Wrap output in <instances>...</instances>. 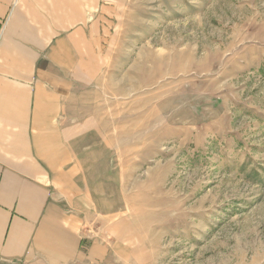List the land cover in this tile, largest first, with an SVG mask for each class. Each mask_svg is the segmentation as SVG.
Wrapping results in <instances>:
<instances>
[{
    "label": "rangeland",
    "instance_id": "1",
    "mask_svg": "<svg viewBox=\"0 0 264 264\" xmlns=\"http://www.w3.org/2000/svg\"><path fill=\"white\" fill-rule=\"evenodd\" d=\"M106 35L82 161L121 230L76 264H264V0H124Z\"/></svg>",
    "mask_w": 264,
    "mask_h": 264
},
{
    "label": "crops",
    "instance_id": "2",
    "mask_svg": "<svg viewBox=\"0 0 264 264\" xmlns=\"http://www.w3.org/2000/svg\"><path fill=\"white\" fill-rule=\"evenodd\" d=\"M122 2L0 0V264L84 262L121 230L86 178L81 142L103 120L79 93Z\"/></svg>",
    "mask_w": 264,
    "mask_h": 264
},
{
    "label": "built area",
    "instance_id": "3",
    "mask_svg": "<svg viewBox=\"0 0 264 264\" xmlns=\"http://www.w3.org/2000/svg\"><path fill=\"white\" fill-rule=\"evenodd\" d=\"M4 31H5V25H4V23H3V24L0 26V41H1V39H2V35H3Z\"/></svg>",
    "mask_w": 264,
    "mask_h": 264
}]
</instances>
